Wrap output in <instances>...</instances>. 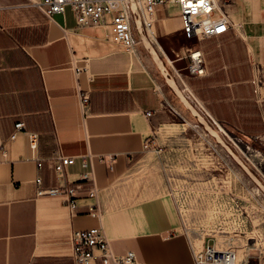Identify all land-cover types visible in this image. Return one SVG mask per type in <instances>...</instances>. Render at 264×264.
Returning a JSON list of instances; mask_svg holds the SVG:
<instances>
[{"label": "crops", "instance_id": "1", "mask_svg": "<svg viewBox=\"0 0 264 264\" xmlns=\"http://www.w3.org/2000/svg\"><path fill=\"white\" fill-rule=\"evenodd\" d=\"M33 1L0 0V141L6 146L0 161V264H74L69 233L98 223L85 205L95 199L111 248L134 251L131 264H194L192 239L173 200L163 194L129 200L119 185L143 143L157 140L184 109L154 74L138 41L131 54L109 40L107 26L80 27L69 7L50 18ZM234 3L227 8L233 23L250 25L241 31L233 26L218 41H196L206 74L184 80L200 106L226 125L234 122L235 110L242 119L253 113L252 58L264 46V26L254 25L264 15V0ZM170 11L176 10L158 11L155 28L164 27ZM82 94L89 96L85 111ZM232 100L243 101L236 107ZM259 107L263 116L262 104L254 109ZM18 121L25 130L9 139ZM30 132L36 134L34 149ZM55 152L74 156L59 175L48 165ZM83 157L92 164L98 194L86 197V182L70 215L60 196L36 193L34 178L41 175L42 188L74 185L89 168Z\"/></svg>", "mask_w": 264, "mask_h": 264}, {"label": "rangeland", "instance_id": "2", "mask_svg": "<svg viewBox=\"0 0 264 264\" xmlns=\"http://www.w3.org/2000/svg\"><path fill=\"white\" fill-rule=\"evenodd\" d=\"M234 2L228 0L226 8H232ZM256 18L255 27L264 26V15ZM163 20L164 27L155 28L153 36L143 33L154 47L157 40L173 60L169 65L163 54L158 55L181 94L200 117L187 108L168 85L134 25L139 51L165 89L171 91L173 102L184 110H177L174 123L160 129L156 135L158 139H152L154 144L130 162L129 173L119 185L128 192L129 200L160 194L170 197L182 227L196 246L206 242L220 248L230 246L236 249L240 264H264V125L261 123L264 114L261 116L260 107L254 109L255 105L264 106V46L256 52L259 57L252 58V78L256 87L253 113L242 119V114L235 110L234 122L226 125L209 115L184 83L191 74L185 67V60L176 58L183 46L196 47V41L183 37L176 11L168 12ZM248 24L234 26L241 31L242 26ZM208 39L218 41L220 36ZM242 101L231 102H236L237 107Z\"/></svg>", "mask_w": 264, "mask_h": 264}, {"label": "built area", "instance_id": "3", "mask_svg": "<svg viewBox=\"0 0 264 264\" xmlns=\"http://www.w3.org/2000/svg\"><path fill=\"white\" fill-rule=\"evenodd\" d=\"M134 3L141 27L147 36L155 34L157 13L163 9L176 10L181 22L182 35L187 40L200 41L205 38L221 36L234 26L225 5L228 4V0H134ZM32 4L50 18L54 14L64 13L66 8L69 7L75 16L78 26H107V34L111 42L126 51L135 50L137 40L134 35L135 22L130 0H34ZM214 13H217V15L213 16ZM176 59L185 60V67L189 74L196 76L206 74L204 55L201 48L183 46ZM167 63L170 65L168 61ZM174 71L179 77V72L176 69ZM88 102L89 96L82 94L80 96L82 111L87 109ZM145 114L149 116L151 112L146 111ZM22 130H25L24 122H16L13 131L9 135V139L15 138L17 132ZM28 135L30 147L36 148V134L30 132ZM153 144V140H146L143 143L144 150ZM5 155V142L0 141V161ZM48 160V165L59 175L64 173L66 168L74 162V156L55 152ZM42 164V159L36 161L38 168ZM81 164L84 168H89L80 173L74 185L67 183L56 187L42 188L41 175L37 174L34 178L37 184L36 193L38 195L50 194L60 196L70 215H73L79 205L77 192L84 188L86 182L88 183L86 197L96 198L98 194L92 164H89L84 157ZM85 205L88 206L89 212L98 219V223L86 228L70 230L69 242L71 246V258L74 264L133 263L135 261L134 251L127 250L124 253H116L111 248L100 220L102 211L96 199L95 201L85 203ZM190 246L194 264H235L238 261L236 249L230 246L220 248L215 246V244L206 242L198 247L192 240Z\"/></svg>", "mask_w": 264, "mask_h": 264}, {"label": "water", "instance_id": "4", "mask_svg": "<svg viewBox=\"0 0 264 264\" xmlns=\"http://www.w3.org/2000/svg\"><path fill=\"white\" fill-rule=\"evenodd\" d=\"M130 6H131V10H132V12L134 14L135 28H136L137 34H138L141 42L143 43L144 48L147 50V52L149 53L151 58L155 61L157 67L159 68L160 72L162 73V75L165 78V80L168 83V85L177 94V96H179V98L183 101L185 106L187 108H189L190 110H193V113L196 114L198 116V118H199L200 116H199L198 112L196 111V109L193 108L192 105L188 102V100L181 94L180 89H178V87H177V85H176V83L174 81V78L171 76L169 71L164 66L162 60L159 58L158 53L155 50V47L149 42V40L144 35L143 29H142L141 24H140V19L137 16V11H136V6H135V3H134V0H130ZM146 42L148 43V45H147ZM151 49L154 50V52H155L156 56L158 57L159 61H157L155 59V56L152 54Z\"/></svg>", "mask_w": 264, "mask_h": 264}, {"label": "bare ground", "instance_id": "5", "mask_svg": "<svg viewBox=\"0 0 264 264\" xmlns=\"http://www.w3.org/2000/svg\"><path fill=\"white\" fill-rule=\"evenodd\" d=\"M146 43H147V42H146ZM155 43H156L157 46H159V48H160V50H161V53H162L164 56H166V60H167L169 63H171L172 60L169 59V57L167 56V53H166L165 50L160 46V44L158 43L157 40H155ZM147 45H148V43H147ZM151 52H152V54L155 56V59H156L157 61H159V60H158V57L156 56V54H155V52H154L153 49H151ZM172 83H173V82H172ZM220 129H221V128H220ZM235 264H240V261L238 260Z\"/></svg>", "mask_w": 264, "mask_h": 264}]
</instances>
